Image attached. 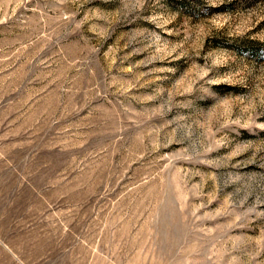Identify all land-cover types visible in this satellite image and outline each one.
Masks as SVG:
<instances>
[{
    "label": "rangeland",
    "instance_id": "374dc122",
    "mask_svg": "<svg viewBox=\"0 0 264 264\" xmlns=\"http://www.w3.org/2000/svg\"><path fill=\"white\" fill-rule=\"evenodd\" d=\"M0 264H264V0H0Z\"/></svg>",
    "mask_w": 264,
    "mask_h": 264
}]
</instances>
